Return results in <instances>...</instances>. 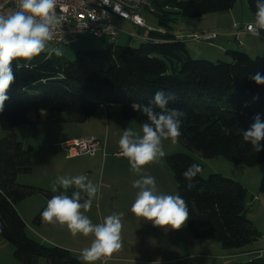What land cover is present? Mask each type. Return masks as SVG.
<instances>
[{"label":"trees","instance_id":"trees-1","mask_svg":"<svg viewBox=\"0 0 264 264\" xmlns=\"http://www.w3.org/2000/svg\"><path fill=\"white\" fill-rule=\"evenodd\" d=\"M146 1L155 8L160 31L148 30L137 48L110 43L101 50L78 51L73 60L40 54L30 62L13 61L15 82L0 112V127L7 133L0 139V240L12 247L19 264H36L40 259L46 264H82L69 250L31 238L16 209L27 198L43 196L47 202L33 219L39 226L48 201L63 191L58 188L53 193L17 182L20 175L32 172V148L18 140L15 130L35 126L42 113L61 114L63 123L84 124L100 105H118L122 118L140 128L146 116L133 104L146 105L157 91H164L176 97L169 107L186 113L179 142L183 147L203 159L223 157L246 167L264 162V151L257 152L240 135L255 115L264 121V84L251 79L257 73L264 77V59L227 50L229 62L194 60L184 41L170 31L178 17L225 13L236 0ZM244 1L254 15L255 0ZM165 163L176 193L187 204L185 225L192 236L216 242L224 250H239L260 238L248 218L247 190L242 184L220 174L203 179L199 173L188 188L182 173L199 163L181 153L167 156ZM75 190L68 189L67 194ZM258 193L264 198V174ZM239 264H264V257Z\"/></svg>","mask_w":264,"mask_h":264},{"label":"rangeland","instance_id":"rangeland-1","mask_svg":"<svg viewBox=\"0 0 264 264\" xmlns=\"http://www.w3.org/2000/svg\"><path fill=\"white\" fill-rule=\"evenodd\" d=\"M139 14L146 20L145 28L141 29L143 35H147L149 27L159 30L155 16L146 11H141ZM249 17L250 11L245 1L236 0L233 8L225 13H210L198 19L178 17L177 21L171 25L170 31L191 49L194 60H205L213 63L218 61L229 62L230 59L225 55L227 44L235 47L228 48V50L242 51L238 44L241 45L243 41L239 38L241 42L237 44L234 41L235 38L224 37L226 33L223 29L226 30L230 26H245L251 22ZM116 27L120 29L121 33L114 40L107 36L95 38L88 34H82L76 43L59 47L63 55L56 56L53 54V57L73 60L78 51L101 50L110 43L127 45L128 40H131L130 47L137 48L139 46L141 40L131 36L133 34L138 35L136 27L128 22L119 23ZM211 32L218 34V38L211 44L192 40L194 34ZM48 46L54 47L52 44ZM41 54L48 56L47 51ZM110 110L112 115L107 117L106 112L102 109V119L97 118L90 126H86L87 129L81 133L94 136L102 142L104 152L101 153V156H81V158L70 160L60 147V143L73 141L65 140H67V136H77L80 134V130L74 128L72 124L55 122V118H53V122H47L44 113L38 121L39 124L37 123L35 126L22 125L15 130L18 140L25 146L32 148V166L37 170H47L50 174L58 177L69 176L71 172L75 174L74 176L83 174L93 183L100 185V190L97 197L93 199L91 209L84 213L93 224L102 223L103 218L112 213L124 214L122 217L121 249L112 253L111 256L93 262V264H239L245 261L246 257H236L235 254L238 250H224L216 242L195 238L187 230L186 225L180 229H162L132 213L131 206L138 193V189L132 185L139 176L130 170L129 162L125 157L118 156V153H121L119 139L125 128L131 127L136 131H139L140 128L132 120L122 118L118 105H112ZM54 116H61V114H54ZM6 135L7 133L0 127V139ZM54 143L59 145L54 146ZM162 144L166 155L158 162L147 165L144 169L146 174L155 178L158 194H177L176 184L167 168L165 158L180 153L190 156L201 165V178L205 179L211 174H220L242 184L247 189L248 197L251 196V192H258L260 179L264 174V162L255 167H246L231 163L223 157L203 159L180 143L172 144L170 140H164ZM34 175H20L17 182L20 185L29 186L23 182L35 179ZM24 205L26 204H22L21 207ZM252 218L259 225L261 217L255 213ZM260 228L259 232L262 233V238L257 240L259 241L257 245L264 246V228ZM64 231H68L65 226ZM60 237L62 241L77 251L74 256L82 264H87L81 258V251L90 246L94 236L90 234L86 239L84 237V239L77 241L65 240L63 233ZM262 256L264 257V254ZM0 264H19L12 256V247L7 243L0 246Z\"/></svg>","mask_w":264,"mask_h":264},{"label":"clouds","instance_id":"clouds-1","mask_svg":"<svg viewBox=\"0 0 264 264\" xmlns=\"http://www.w3.org/2000/svg\"><path fill=\"white\" fill-rule=\"evenodd\" d=\"M57 5L58 0H15V10L0 13V112H3L5 101L9 99L7 93L15 82L13 61L30 62L45 51L49 56L63 55L59 47L48 46L65 19L57 14ZM255 9V19L246 28L250 35L261 38L264 31V0H255ZM251 79L258 85L264 84V77L259 73ZM175 99L171 93L157 91L148 104H133V108L141 111L146 120L139 131L125 128L119 139L121 154L128 160L130 170L139 176L132 185L138 189V193L131 211L162 229H180L189 219L185 200L178 194H158L155 178L144 172L147 165L158 162L166 155L162 144L164 140H170L172 144L180 142L186 113L169 107L170 101ZM240 135L257 152L264 151V144L261 143L264 141V121L259 114L253 117V123L247 130H240ZM200 172L201 167L197 163L190 164L183 171L188 188L192 187L193 178ZM58 186L63 191L51 197L41 213V220L66 226L72 236L93 235L90 246L81 251V258L87 264L119 251L122 247L124 214L112 213L98 224H93L84 214L91 209L100 185L81 174L58 177L52 184L53 193H57ZM73 186L76 190L68 195L67 190Z\"/></svg>","mask_w":264,"mask_h":264},{"label":"built area","instance_id":"built-area-1","mask_svg":"<svg viewBox=\"0 0 264 264\" xmlns=\"http://www.w3.org/2000/svg\"><path fill=\"white\" fill-rule=\"evenodd\" d=\"M15 10V0H0V13ZM146 11L155 14V8L146 0H58L57 14L64 16L62 25L57 29L54 39L49 44L54 47L68 46L77 42L82 34L95 38L105 36L114 40L121 32L116 27L115 21L128 22L134 27L144 29L146 20L139 14ZM255 19L252 15L251 22ZM247 24L242 30L247 32ZM148 30H154L148 28ZM160 31V30H159ZM137 38L138 35H131ZM218 38L216 33H201L192 35V40L212 43ZM264 41V31L261 38ZM108 105L102 104L104 108ZM68 158L80 156H94L99 151H104L102 143L94 137L81 138L60 144ZM118 156L124 157L121 153Z\"/></svg>","mask_w":264,"mask_h":264},{"label":"crops","instance_id":"crops-1","mask_svg":"<svg viewBox=\"0 0 264 264\" xmlns=\"http://www.w3.org/2000/svg\"><path fill=\"white\" fill-rule=\"evenodd\" d=\"M249 18L251 21V19H252V13L251 12H250ZM119 23H126V22L115 21L116 25ZM242 27L243 26H241V27H235V26L231 27L230 26V28H227V29L225 28L226 30L223 29L224 33H226L224 37H226L228 39L235 38L234 41L237 44H238V42H241L239 40V38L242 39L243 42H241V45L238 44V46L242 49V51H244L245 53H247L251 57H261L264 59V41L260 38L253 37L252 35L245 33L242 30ZM137 33H138L137 39L144 41L146 38V35H143V33H141V29L137 28ZM191 33H193V32H191ZM213 33H215V32H213ZM128 41L129 42L127 45H130L131 40H128ZM121 45H123V44H121ZM227 45L228 46L225 48L226 49L225 52L228 50V48L229 49L235 48V47L231 46V44H227ZM186 47L188 48L191 56L193 57V55L191 53V49L187 45H186ZM111 106L112 105H108L104 108L99 107L98 110L84 124L67 123V124H72V126H74V128L76 127L77 129H79L80 134H78L77 136H71V137L67 136V138H66L67 140H65V141L79 139L82 137H94V136H87L86 134H81V133L87 129L86 126H90V124H92V122H95L97 120V118L102 119V115H103L102 109H104V111L106 112V114H107L106 116L110 117L112 115L111 110H110ZM41 116H42V114H40V117ZM44 116H46L47 122L51 123V122H53V118H55L54 119L55 122L63 123V122H60V120H59L60 116H56V117L54 115H51V116L44 115ZM61 143H63V142H61ZM58 145H59L58 143H56V144L54 143V146H58ZM103 146H104V144H103ZM103 152L99 151L94 156H101V153H103ZM94 156H89V157H94ZM76 158H81V156L75 157V158H69V159L74 160ZM33 164H34V162H33ZM35 169L36 168H34L32 166V173L31 174H35L34 175L35 179H32L28 182H23V183H25V185L37 187V188L52 192V190H51L52 184L56 181L58 176L50 174L49 172H47V170L43 171L41 169L40 170L36 169L37 170L36 171ZM38 173H40V175H37ZM74 175L75 174L73 172L69 173V177L74 176ZM58 188H59V186H58ZM69 189H75V187L73 186ZM251 193H252L251 196L248 197V192H247V196H246V203H247V207H248V218L250 219V221L252 222L254 227L258 231H260L261 230L260 227L264 228V198L261 197L258 192L254 191ZM26 200H28V201H26ZM26 200L19 203L16 206V209L26 224L28 235L31 238L39 241L40 243H42L46 246H58V247L69 250L73 255H75V252H77V251L74 248H72V246H70L69 244H66V242L62 241L60 236L63 233V238L65 240H71V241H77L80 239H84L85 236H83L82 234H77L76 236H72L69 231H67V232L64 231V226L59 225V224H55V223L49 224V223L42 222V224H40L39 226H35L33 224V219L39 213V211L45 206L47 201L41 195H35V196L30 197V198H27ZM24 202H28V203H24ZM22 204H26V205L21 207ZM252 213H254V214L256 213V215L258 214V216L261 217L259 225H257V222H255L254 219L252 218V215H254ZM260 234H261V236H260L259 240L262 238V233L260 232ZM85 239H86V237H85ZM258 242L259 241H256L255 243H253L249 246H246L244 248L239 249L238 252L235 254L236 257L237 258L246 257L247 259L245 261H243L242 263H246V262L252 260L253 258L263 257L262 254H264V246L257 245ZM4 244H5L4 241L0 240V246H4ZM36 264H46V262L44 260L40 259L36 262Z\"/></svg>","mask_w":264,"mask_h":264}]
</instances>
